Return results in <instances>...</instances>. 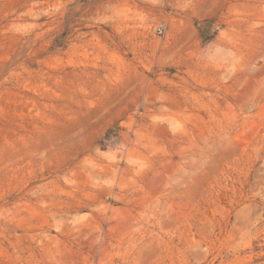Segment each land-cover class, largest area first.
Segmentation results:
<instances>
[{"label":"rangeland","instance_id":"1","mask_svg":"<svg viewBox=\"0 0 264 264\" xmlns=\"http://www.w3.org/2000/svg\"><path fill=\"white\" fill-rule=\"evenodd\" d=\"M0 264H264V0H0Z\"/></svg>","mask_w":264,"mask_h":264},{"label":"built area","instance_id":"2","mask_svg":"<svg viewBox=\"0 0 264 264\" xmlns=\"http://www.w3.org/2000/svg\"><path fill=\"white\" fill-rule=\"evenodd\" d=\"M158 33H159L160 35L163 34V28H162V27L158 29Z\"/></svg>","mask_w":264,"mask_h":264}]
</instances>
